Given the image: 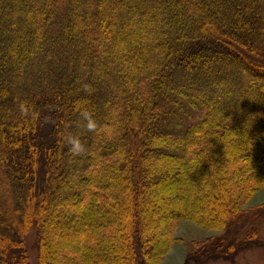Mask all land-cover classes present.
Here are the masks:
<instances>
[{"label": "trees", "instance_id": "1", "mask_svg": "<svg viewBox=\"0 0 264 264\" xmlns=\"http://www.w3.org/2000/svg\"><path fill=\"white\" fill-rule=\"evenodd\" d=\"M262 187L264 0H0V264L32 230L39 264H162L183 222L221 232L185 264L234 263Z\"/></svg>", "mask_w": 264, "mask_h": 264}, {"label": "rangeland", "instance_id": "2", "mask_svg": "<svg viewBox=\"0 0 264 264\" xmlns=\"http://www.w3.org/2000/svg\"><path fill=\"white\" fill-rule=\"evenodd\" d=\"M177 181L172 184V188H175ZM153 191H156L154 186ZM187 197L183 195V199ZM157 206L159 207V202ZM156 206V207H157ZM217 208H221V203H217ZM224 210V208H223ZM218 210H215V214H218ZM37 211V217L38 215ZM241 227L239 226L240 233L244 237L247 233L254 232L257 236L261 237L264 241V187L256 192L250 200L243 207V214L241 218ZM221 232L215 230H207L196 226L191 222H183L180 224L175 237L176 243L172 251L166 256L162 264H185V261L189 254L195 251V244L204 243L209 238H217ZM213 239V240H214ZM37 232L32 230L25 237V244L29 257L30 264H39V253L36 248ZM115 261V259H114ZM207 264H264V249L252 248L239 255L234 263L226 261H216Z\"/></svg>", "mask_w": 264, "mask_h": 264}, {"label": "clouds", "instance_id": "3", "mask_svg": "<svg viewBox=\"0 0 264 264\" xmlns=\"http://www.w3.org/2000/svg\"><path fill=\"white\" fill-rule=\"evenodd\" d=\"M87 126H88L89 129H92V128L95 127L94 123L91 120H89V123H88ZM80 149H81V145L79 144V142L78 141L77 142H73V150L74 151H79Z\"/></svg>", "mask_w": 264, "mask_h": 264}]
</instances>
